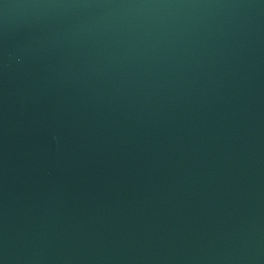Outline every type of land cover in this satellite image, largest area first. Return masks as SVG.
<instances>
[{
    "label": "water",
    "instance_id": "1",
    "mask_svg": "<svg viewBox=\"0 0 264 264\" xmlns=\"http://www.w3.org/2000/svg\"><path fill=\"white\" fill-rule=\"evenodd\" d=\"M0 264H264V0H0Z\"/></svg>",
    "mask_w": 264,
    "mask_h": 264
}]
</instances>
